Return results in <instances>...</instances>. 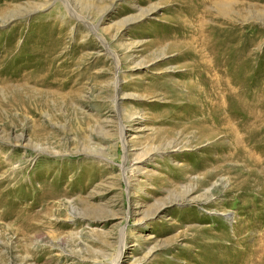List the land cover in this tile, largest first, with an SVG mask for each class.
<instances>
[{"label": "rangeland", "instance_id": "obj_1", "mask_svg": "<svg viewBox=\"0 0 264 264\" xmlns=\"http://www.w3.org/2000/svg\"><path fill=\"white\" fill-rule=\"evenodd\" d=\"M117 261L264 264V0H0V264Z\"/></svg>", "mask_w": 264, "mask_h": 264}, {"label": "bare ground", "instance_id": "obj_2", "mask_svg": "<svg viewBox=\"0 0 264 264\" xmlns=\"http://www.w3.org/2000/svg\"><path fill=\"white\" fill-rule=\"evenodd\" d=\"M229 4H230V3H229ZM233 4H234V3H233ZM222 6H223V5H222ZM230 7H231V6H230ZM229 9H230V8H229ZM229 9H227V10H229ZM230 10H231V9H230ZM228 12H229V11H228ZM44 210H45V209H44ZM122 231H123L122 233H125L124 229H123ZM122 238H123V237H122ZM123 246H124V242L122 241V247H123ZM122 247H121V250L123 249ZM117 263H118V261L116 262V264H117Z\"/></svg>", "mask_w": 264, "mask_h": 264}]
</instances>
